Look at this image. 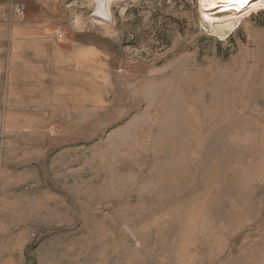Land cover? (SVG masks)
<instances>
[{
  "label": "rangeland",
  "instance_id": "rangeland-1",
  "mask_svg": "<svg viewBox=\"0 0 264 264\" xmlns=\"http://www.w3.org/2000/svg\"><path fill=\"white\" fill-rule=\"evenodd\" d=\"M226 1L0 0V264H264V2Z\"/></svg>",
  "mask_w": 264,
  "mask_h": 264
},
{
  "label": "bare ground",
  "instance_id": "bare-ground-1",
  "mask_svg": "<svg viewBox=\"0 0 264 264\" xmlns=\"http://www.w3.org/2000/svg\"><path fill=\"white\" fill-rule=\"evenodd\" d=\"M253 1L254 0H227L226 2H223L224 7L227 8V10H224L225 11L224 13H233V14L243 13L245 8H247ZM261 1L264 2V0H260V2ZM102 3L103 2L101 1L100 7H99L100 12L102 11V7H101ZM216 3L217 2H215L214 0L213 4H216Z\"/></svg>",
  "mask_w": 264,
  "mask_h": 264
},
{
  "label": "built area",
  "instance_id": "built-area-1",
  "mask_svg": "<svg viewBox=\"0 0 264 264\" xmlns=\"http://www.w3.org/2000/svg\"><path fill=\"white\" fill-rule=\"evenodd\" d=\"M23 12V11H22ZM63 33L61 32L60 34H59V38H63Z\"/></svg>",
  "mask_w": 264,
  "mask_h": 264
}]
</instances>
